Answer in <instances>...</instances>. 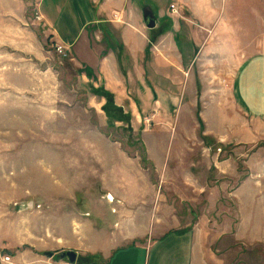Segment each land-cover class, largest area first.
<instances>
[{
  "label": "rangeland",
  "instance_id": "rangeland-1",
  "mask_svg": "<svg viewBox=\"0 0 264 264\" xmlns=\"http://www.w3.org/2000/svg\"><path fill=\"white\" fill-rule=\"evenodd\" d=\"M40 3L0 0V264H104L159 213L197 227L224 264H264V0H126L125 11L121 0H98L116 8L94 26L86 58L56 41ZM128 5L142 16L140 62L155 69L156 56L168 57L184 75L178 85L157 80L177 99L167 93L137 115L100 108L88 63L94 51L119 50ZM224 15L248 50L203 53L205 42L220 47L211 32ZM181 55L191 63L181 67ZM223 56L233 62H215ZM173 140L185 143L171 168ZM168 173L197 179L183 196L163 197L157 177ZM68 249L75 263L59 256Z\"/></svg>",
  "mask_w": 264,
  "mask_h": 264
},
{
  "label": "crops",
  "instance_id": "crops-1",
  "mask_svg": "<svg viewBox=\"0 0 264 264\" xmlns=\"http://www.w3.org/2000/svg\"><path fill=\"white\" fill-rule=\"evenodd\" d=\"M113 6H105V4L98 3V0H41L39 12L42 20L52 29L58 43L66 45L71 51L74 49L75 52H78L77 55L81 54L82 57L85 53L86 58L90 54V51L96 48L95 46L98 43L93 39L92 35L97 31L94 29V26L101 25L103 21L110 18L108 9L110 11V9L116 8ZM117 7L122 10L127 8L126 0H121V3ZM128 8L131 10V17L129 19L131 18L132 23L131 27L124 28L121 31L122 35H119L120 42L119 47H117L119 50L117 52L111 50V53L108 55H102L101 50L94 51L93 62L88 60V63L94 68L92 69L94 71V76L92 77L96 80L92 86V93L102 99L100 108L103 110L107 100L110 99L111 104L107 105V109L117 110V108H120V111H117L118 113L123 112L125 114L137 115L142 113L141 109H147L148 104L150 108L151 103L152 105L158 103L167 93L170 94V98L177 99L178 92H168L164 88V90L159 89L157 80L164 83L168 82L171 85H178L184 83V75L183 71L178 69L179 66L174 65L178 62L172 64L168 57L160 59L155 54L154 56L158 59V63H156L158 65H156L155 69H153V66H150L148 69L143 62H140L139 58L142 56L143 48L147 45H144L145 40L142 38L140 29L142 16H138L135 9L130 5H128ZM220 19L214 31L211 32V34L220 37V47H218L220 50L216 47L217 45L213 43L205 45V42V47L201 51L203 53L213 51L222 53V55L231 51H247V48L237 46L239 43L237 38L239 31L237 35H233V29L228 23L226 16L224 15ZM219 24L221 27L223 24L226 25V32H223V27H219L218 29ZM205 33H201L199 30L193 34L198 35L199 39L202 38L204 40V36L202 35H205ZM226 33L232 37L229 44L223 41ZM263 33L264 29H262L261 34L257 35V37L262 36ZM91 38L94 43H92ZM256 38L253 40L254 42ZM167 43H162V49L165 51L171 49V46ZM83 44L86 46V52H84ZM251 49H254V47H251ZM177 52L180 53L179 51ZM180 57L181 67H184L183 63H186V65L191 63V61L189 63L184 61L182 55ZM224 57L226 56H223L222 59H217L215 62H226L227 58L233 62V56ZM158 68L161 69V77L157 76L159 73ZM96 75L101 76L100 84H98L99 78ZM107 93H111L112 96L110 97ZM144 99L148 101L145 102ZM171 105H176V102L172 101ZM104 113L106 115L108 112ZM184 143V141L173 140L167 151V145H165L164 151L167 154V165L175 164L177 159L182 158L183 154H179L181 153L179 148L184 147ZM158 159L159 161L155 162V164L158 170L162 171L165 169V159L161 156H158ZM170 167L172 168L171 165ZM196 179V175L187 176L184 174L181 176L175 173L164 174L162 177L158 175L157 180H161L162 185L160 195L163 197L183 196L186 193V187L190 188L192 181ZM197 185L201 184L198 183ZM136 189H134V192H139ZM159 207H161V203L157 204L156 210H159ZM163 212L167 213L166 217L169 215L167 208L165 211L163 208ZM190 224L182 226V224L173 220L163 218V214L159 213L152 221L142 223L143 228H146V230L140 233L136 231L132 237L135 240H133L134 242L115 248L107 258L104 257V264H144V261L147 264L149 252L148 264H224L221 256L207 250V241L202 240L200 233L199 235L197 233V227L192 228ZM149 229H151L150 233ZM151 252H153L152 260L150 259Z\"/></svg>",
  "mask_w": 264,
  "mask_h": 264
},
{
  "label": "water",
  "instance_id": "water-1",
  "mask_svg": "<svg viewBox=\"0 0 264 264\" xmlns=\"http://www.w3.org/2000/svg\"><path fill=\"white\" fill-rule=\"evenodd\" d=\"M147 25L149 27H154L156 25V21L153 18L148 17L147 18ZM45 254L48 256H53L54 252L53 251H46ZM59 256L61 258H66L70 263H75L77 260V252L75 250H71V249L62 251L59 254Z\"/></svg>",
  "mask_w": 264,
  "mask_h": 264
},
{
  "label": "trees",
  "instance_id": "trees-1",
  "mask_svg": "<svg viewBox=\"0 0 264 264\" xmlns=\"http://www.w3.org/2000/svg\"><path fill=\"white\" fill-rule=\"evenodd\" d=\"M110 97L112 96V94L111 93H107ZM109 104H111V100L110 99H108L107 100V103H106V105L104 106V107H107V105H109ZM117 111H120V108H117Z\"/></svg>",
  "mask_w": 264,
  "mask_h": 264
},
{
  "label": "built area",
  "instance_id": "built-area-1",
  "mask_svg": "<svg viewBox=\"0 0 264 264\" xmlns=\"http://www.w3.org/2000/svg\"><path fill=\"white\" fill-rule=\"evenodd\" d=\"M63 48H64V47L61 46V45L58 47V49H59L60 52L63 51ZM5 257H6V258H5L6 260H9V259H10L8 256H5Z\"/></svg>",
  "mask_w": 264,
  "mask_h": 264
}]
</instances>
